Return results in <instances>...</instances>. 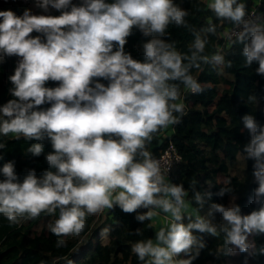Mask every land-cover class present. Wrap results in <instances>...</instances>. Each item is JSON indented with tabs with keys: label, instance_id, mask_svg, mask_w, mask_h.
Listing matches in <instances>:
<instances>
[{
	"label": "clouds",
	"instance_id": "1",
	"mask_svg": "<svg viewBox=\"0 0 264 264\" xmlns=\"http://www.w3.org/2000/svg\"><path fill=\"white\" fill-rule=\"evenodd\" d=\"M36 6L45 10L50 6L60 14L36 15L27 8L22 14L0 10V51L22 58L9 77L15 86L12 95L27 102L13 100L0 110L8 118L0 120V133L36 140L47 133L55 154L47 155L46 161L58 174L49 171L39 180L31 170L23 183H14L13 166L6 164L2 171L8 179L0 182V214L16 222L25 213L36 218L59 208V219L51 231L57 236H79L87 226L88 214L116 206L125 214L160 207L171 213L173 222L167 229L161 227L156 244L151 239L137 242L132 251L140 261L150 257V264H174L173 257L190 255L198 243L193 231L215 235L216 227L199 216L187 225L177 223L184 219L181 209L186 193L182 185L161 187L159 162L150 158L145 145L152 133L176 122L174 111H183V103H169L178 98V92L167 81L182 80L192 92L200 90L187 75L190 66L199 67L197 53L182 56L160 39L143 45V62L124 51L134 27L145 36L164 34L169 23L183 25L187 12L173 0H83L80 5L72 0H36ZM208 8L218 18L244 26L241 41L251 36L243 53L246 63L258 61L257 71L264 74V26H250L244 20L246 5L238 0H213ZM195 48L203 52L204 42L197 38ZM184 59L190 60L189 66H184ZM212 59L222 61L219 55ZM49 81L59 86L46 87ZM52 101L50 108L32 111ZM244 120L252 137L244 151L259 169L254 172L259 197L264 194V127L250 116ZM31 151L39 155L42 146L37 144ZM138 154L144 159L138 160ZM196 200L200 201L199 195ZM213 207L231 225L230 230L224 229L226 243L241 251L248 247L249 234L264 233V205L243 216L238 206ZM154 215L158 213L150 210L137 219L150 220ZM192 259L175 264H192Z\"/></svg>",
	"mask_w": 264,
	"mask_h": 264
},
{
	"label": "trees",
	"instance_id": "2",
	"mask_svg": "<svg viewBox=\"0 0 264 264\" xmlns=\"http://www.w3.org/2000/svg\"><path fill=\"white\" fill-rule=\"evenodd\" d=\"M27 2L36 5V0ZM245 2L247 10L252 0ZM72 3L80 5L83 0H72ZM261 3L264 14V0ZM173 4L187 12L183 25L177 26L172 22L164 34L148 36L134 27L124 51L130 53L134 60L143 62V45L152 39H160L172 46L169 50H175L182 56L191 57L197 53L195 63L199 67L190 66L187 75L193 77L200 90L191 92L182 80L167 81L178 92V98L169 103H183V111H174L176 122L152 133L151 141L145 145L150 158H156L171 142L181 157L180 163L171 171L170 185L183 186L186 193L183 200L193 212L181 211L184 219L177 223L187 225L199 216L216 227L215 235L194 230L198 243L192 247L190 255L181 253L174 258L179 261L195 257L192 264H264V233L249 234L245 241L248 247L241 251L239 247L226 243L224 229L230 230L231 225L213 207L238 206L243 216L264 205V194L256 195L259 182L254 178V172L259 169L254 168L256 161L249 159L244 151L252 138L244 118L250 116L264 127V74L257 71L258 61L248 65L243 54L251 36L245 35L242 41L238 36L228 45H223L221 33L226 19L218 18L202 0H173ZM70 7L65 10H70ZM25 8L28 9L24 0H0V10L12 9L22 14ZM37 11L38 15L60 14L50 6L47 10L37 7ZM210 28L214 31H209ZM197 38L204 42L203 52L195 48ZM216 55L222 57L221 62L212 59ZM21 59L6 56L0 51V110L13 100L27 103L12 95L15 86L9 79ZM190 63L189 59L183 60L184 66ZM100 82L107 84V81ZM45 86L54 88L59 86V82L49 81ZM223 86L224 89H220ZM53 103L55 101L32 111L50 108ZM3 119L8 118L3 117L0 111V120ZM37 144L42 146L39 155L31 151ZM0 145H3L0 147V182L8 179L2 171L6 164L13 166V174L17 177L14 183H23L31 170H35L39 180L49 171L58 174V169L46 161L47 155L55 154L47 133L41 140L26 138L22 134L0 133ZM137 159L144 157L138 154ZM242 164L244 173L237 176L233 171ZM220 177L224 181H220ZM230 198L232 204L229 207ZM146 212L140 208L136 213L125 214L116 206L100 216L88 214L87 226L79 236H57L51 231L59 219V208L53 214L42 212L36 218H29L25 213L17 216L16 222H10L0 214V264H150V257L140 261L132 251L137 242L153 240L151 219H137L138 215ZM103 229L108 231L103 232Z\"/></svg>",
	"mask_w": 264,
	"mask_h": 264
},
{
	"label": "built area",
	"instance_id": "3",
	"mask_svg": "<svg viewBox=\"0 0 264 264\" xmlns=\"http://www.w3.org/2000/svg\"><path fill=\"white\" fill-rule=\"evenodd\" d=\"M262 9V3H258L256 5L251 6L246 10L244 20L249 22L250 26H264V14L262 13ZM243 31L244 26L242 24H236L233 22L228 30L224 29V31L221 33L223 45H228L233 38L240 36ZM152 159L158 161L160 165L161 176L163 177V184L161 185V187H167L166 182L170 179L172 169L181 161L180 155L177 153L174 145L169 142L167 147L160 154V156Z\"/></svg>",
	"mask_w": 264,
	"mask_h": 264
},
{
	"label": "crops",
	"instance_id": "4",
	"mask_svg": "<svg viewBox=\"0 0 264 264\" xmlns=\"http://www.w3.org/2000/svg\"><path fill=\"white\" fill-rule=\"evenodd\" d=\"M208 7V5L210 3L213 2V0H202ZM246 3L245 0H239L238 3ZM262 0H252V3L249 5L248 8H250L251 6L253 5H256L258 3H261ZM225 26H228L227 28H225V30H228L230 28V26L232 25V21L230 20H227L225 21ZM150 151V147H148V152ZM220 179V178H219ZM167 187H171L170 185V179L167 180ZM120 191L119 189H117V192ZM161 195H163V193H161ZM169 200H171V197L170 195L167 197ZM186 205L183 206L184 208V211L182 212H190L191 211V208L190 206L185 202ZM108 209H103L102 212L106 211ZM154 211L156 213H158V215H154L152 218H151V225H152V228L153 230H157V233L160 231L161 227H164L165 229H167V226L170 225L173 221V218L171 216V213H164L162 211V209L160 207H154V206H149V208L147 209V211ZM173 262H177L175 260V258L173 257ZM175 264V263H174Z\"/></svg>",
	"mask_w": 264,
	"mask_h": 264
},
{
	"label": "rangeland",
	"instance_id": "5",
	"mask_svg": "<svg viewBox=\"0 0 264 264\" xmlns=\"http://www.w3.org/2000/svg\"><path fill=\"white\" fill-rule=\"evenodd\" d=\"M26 4H27L28 9L31 10V13H32V14H36V15H38L37 7H36L35 4L30 3V2H26ZM227 27H228V26H225V28H227ZM225 28H224V29H225ZM222 88L224 89V86L221 87L220 89H222ZM233 173L236 174L237 176H242L243 173H244V164H242V166H238V168H236V169L233 171ZM254 178L257 179L256 176H254ZM219 180H220V181H224V178H221V177H220ZM231 204H232V198H230V199L228 200V206H229V207L231 206ZM184 205H186V204L184 203ZM181 211H184V208H183V207H182ZM190 212H193V211L191 210ZM101 213H102V211L96 213V216H98V215L100 216ZM156 236H157V230H153V240H152V241H153V244H156V243H157ZM236 252H237V250H236ZM235 254H236V253H235ZM174 263H175V262H174Z\"/></svg>",
	"mask_w": 264,
	"mask_h": 264
}]
</instances>
